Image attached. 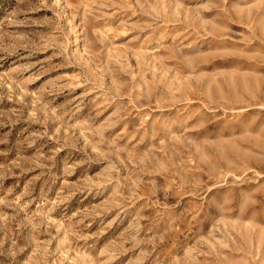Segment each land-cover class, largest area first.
I'll use <instances>...</instances> for the list:
<instances>
[{
    "label": "rangeland",
    "instance_id": "1",
    "mask_svg": "<svg viewBox=\"0 0 264 264\" xmlns=\"http://www.w3.org/2000/svg\"><path fill=\"white\" fill-rule=\"evenodd\" d=\"M0 264H264V0H0Z\"/></svg>",
    "mask_w": 264,
    "mask_h": 264
}]
</instances>
